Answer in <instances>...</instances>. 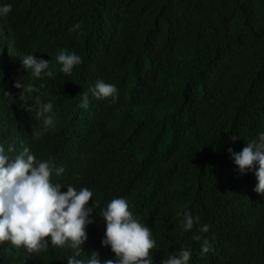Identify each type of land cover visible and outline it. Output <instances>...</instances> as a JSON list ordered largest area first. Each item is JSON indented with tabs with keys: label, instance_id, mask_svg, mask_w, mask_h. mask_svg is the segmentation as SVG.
<instances>
[{
	"label": "trees",
	"instance_id": "trees-1",
	"mask_svg": "<svg viewBox=\"0 0 264 264\" xmlns=\"http://www.w3.org/2000/svg\"><path fill=\"white\" fill-rule=\"evenodd\" d=\"M0 3L12 4L0 18V83L13 94L15 79L33 83L40 89L34 95L52 102L55 121L45 129L34 108L26 112L0 95L6 150L54 157L64 172L50 179L63 185L82 184L89 165L115 176L114 198H126L152 230L158 261L190 248L189 264H264V194L254 191V172L240 174L227 151L264 131V0ZM61 51L82 58L71 74L59 71ZM28 53L48 60L53 76L25 72L20 57ZM100 79L116 85L115 101L89 93V107H79ZM16 117L22 121L15 124ZM186 211L199 217L188 232L181 225ZM203 224L209 231L199 233ZM205 237L211 248L201 254ZM77 252L51 245L30 252L5 241L0 264H64Z\"/></svg>",
	"mask_w": 264,
	"mask_h": 264
},
{
	"label": "clouds",
	"instance_id": "clouds-1",
	"mask_svg": "<svg viewBox=\"0 0 264 264\" xmlns=\"http://www.w3.org/2000/svg\"><path fill=\"white\" fill-rule=\"evenodd\" d=\"M11 10L12 4L0 3V18L8 15ZM80 27L77 23L69 31ZM20 58L22 68L32 78L53 76L49 61L43 57L28 53ZM55 59L60 65L59 71L64 74H71L74 66L82 63L81 56L75 52L61 51ZM13 87L18 90L16 94L0 83V95L18 104L26 112L34 108L36 118L42 119L45 129L55 127L52 102L42 101L41 94L34 95L40 92L39 88L19 78L14 80ZM89 93L97 99L111 97L115 101L118 89L115 84L97 80L94 86L83 92L79 107H89ZM30 100L32 103H29ZM13 151L11 145L6 150L0 142V243L7 241L13 246H23L30 252H39L49 245L78 251L67 256L64 264L191 263L190 248H181L161 261L151 255L150 250L157 246V241L150 236L152 230L134 216L126 198H114L115 176L102 174L89 165L85 181L93 180L92 185L85 181L77 188L71 184L62 185L50 179L52 175L59 176L64 172L63 167L55 164L54 157L37 159L28 147H23L12 158L9 153ZM227 151L240 174L254 172L257 180L254 191L264 194V131L246 142L240 151L232 148ZM98 191L103 195H98ZM103 205L105 207L99 216L94 217L93 209ZM182 217L181 225L185 232L191 231L194 224L199 223V217H193L190 211L184 212ZM92 225L103 228L99 230L101 237H94L90 242H101L105 247H92V251H88L83 243L87 240L86 228ZM209 228L208 224L200 225L198 232L206 233ZM192 239L199 241L201 236L194 232ZM210 248L209 240L203 238L201 254L209 252ZM111 253H114L113 258L109 257Z\"/></svg>",
	"mask_w": 264,
	"mask_h": 264
},
{
	"label": "bare ground",
	"instance_id": "bare-ground-1",
	"mask_svg": "<svg viewBox=\"0 0 264 264\" xmlns=\"http://www.w3.org/2000/svg\"><path fill=\"white\" fill-rule=\"evenodd\" d=\"M6 75H7V73H6ZM9 78H10V75H9V72H8V77L6 78V80H8ZM27 115H28L29 124L26 126L25 131H26L30 126L34 127V126H33L34 123H33L32 119H31V117H30V114L28 113ZM24 118H25V117H24ZM19 121H22V120H21L20 118H17V117L14 119L15 124H16L17 122H19ZM25 131H24V132H25ZM24 132H23V133H24ZM23 133H21V134H23ZM29 133H30V137H32V135H33L34 132L30 131ZM35 138L40 139L41 136H40V137L37 136V137H35ZM13 149H14L13 152H15L16 154L19 153V151H21V149H20L18 146H14ZM74 149H75L74 146H70V148H68L69 151H70V150H74ZM30 151L32 152L33 150H30ZM32 153L36 156L37 159H41V156L36 155L35 152H32ZM55 182L61 183L62 185L64 184V182L62 181L61 178H57V179H55ZM85 182H86V183H90L89 180H86ZM75 188H77V185L75 186ZM101 229H102V228H99V229L96 230L95 232H91L88 228H86V232H87V240L83 243V246H85L86 249H87L88 251H92L91 248H92L93 246H95V247H101V248H104V247H105V246H102V245H101V242H92L91 245L89 244L90 240L93 239L94 237H95V238H97V237L100 238V237H101V236H100L101 233H100V231H99V230H101ZM89 235H90V236H89ZM99 238H98V239H99ZM99 240L101 241V239H99ZM100 257H103V255H100ZM109 257H110V258H113V256H110V255H109Z\"/></svg>",
	"mask_w": 264,
	"mask_h": 264
}]
</instances>
